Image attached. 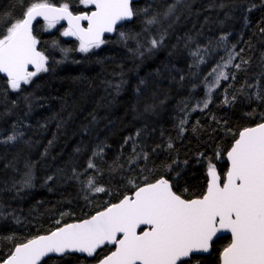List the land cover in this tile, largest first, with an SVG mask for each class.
<instances>
[{
    "label": "trees",
    "instance_id": "obj_1",
    "mask_svg": "<svg viewBox=\"0 0 264 264\" xmlns=\"http://www.w3.org/2000/svg\"><path fill=\"white\" fill-rule=\"evenodd\" d=\"M90 1L0 0V44L34 6L80 13ZM132 9L131 22L89 46L66 24L40 20L43 66L20 83L0 75V261L159 179L202 197L208 169L224 179L240 131L264 121V0H139ZM234 44L228 79L194 111ZM228 242L199 264H218ZM112 250L41 264H90Z\"/></svg>",
    "mask_w": 264,
    "mask_h": 264
},
{
    "label": "water",
    "instance_id": "obj_2",
    "mask_svg": "<svg viewBox=\"0 0 264 264\" xmlns=\"http://www.w3.org/2000/svg\"><path fill=\"white\" fill-rule=\"evenodd\" d=\"M139 0H92L93 9L75 13L54 4L31 8L0 45V75L26 81L40 69L43 56L33 34L42 20L66 24L84 45L100 44L134 17ZM228 170L207 171L202 197L186 199L172 183L159 179L82 220L17 245L0 264H41L49 257L77 254L90 264H180L207 256L213 243L230 237L220 264H264V121L242 129L226 152Z\"/></svg>",
    "mask_w": 264,
    "mask_h": 264
},
{
    "label": "rangeland",
    "instance_id": "obj_3",
    "mask_svg": "<svg viewBox=\"0 0 264 264\" xmlns=\"http://www.w3.org/2000/svg\"><path fill=\"white\" fill-rule=\"evenodd\" d=\"M90 2L92 3V0ZM47 24L49 25V28H53L56 25V22H51V23L48 22ZM236 58H237L236 44H234L228 50L225 59L215 68L210 80L205 84V94L201 99L197 101L194 107V111L204 110L209 105L212 99L213 92L216 90V88L220 85V83L223 80L228 79L229 77L228 70L232 66H234ZM43 64H44V60H42L40 67H42Z\"/></svg>",
    "mask_w": 264,
    "mask_h": 264
},
{
    "label": "flooded vegetation",
    "instance_id": "obj_4",
    "mask_svg": "<svg viewBox=\"0 0 264 264\" xmlns=\"http://www.w3.org/2000/svg\"><path fill=\"white\" fill-rule=\"evenodd\" d=\"M211 168H214V167H211ZM211 168H209V169H211ZM208 169V170H209ZM216 169V168H215ZM219 171V170H218ZM220 173V172H219ZM221 175V174H220ZM221 177H222V175H221ZM222 179H223V177H222ZM225 179V178H224ZM224 179H223V181H224ZM222 238H229V242H228V244L227 245H225V246H223L222 247V249L220 250V253H219V262H218V264H220V261H221V254H222V252L224 251V249L230 244V242H231V238L230 237H222ZM219 239H221V238H219ZM218 239V240H219ZM217 241V240H216ZM216 241L213 243V245H212V252H211V254H209V255H207V256H193L191 259H189V260H187V261H184V262H181L180 264H199V260H201L203 257H208V256H210V255H212V253H213V246H214V244L216 243Z\"/></svg>",
    "mask_w": 264,
    "mask_h": 264
}]
</instances>
